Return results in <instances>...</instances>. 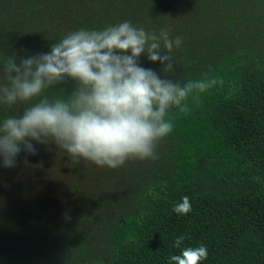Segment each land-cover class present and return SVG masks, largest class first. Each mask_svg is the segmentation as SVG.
<instances>
[{"label": "rangeland", "instance_id": "rangeland-1", "mask_svg": "<svg viewBox=\"0 0 264 264\" xmlns=\"http://www.w3.org/2000/svg\"><path fill=\"white\" fill-rule=\"evenodd\" d=\"M93 20L96 31L103 30L102 20L129 21L149 33L167 29L171 39L181 37L170 53L173 72L164 73L146 54L139 58L161 78L175 80L240 49L264 62V0H0V60L46 53L71 32L94 30L87 23ZM54 87L43 95L67 98L74 85ZM27 106L0 107V120ZM32 143L35 155L22 150L13 168L0 163V264H64L102 255L105 229L128 208L130 188L158 166L157 148L156 159L110 169L76 162L54 143Z\"/></svg>", "mask_w": 264, "mask_h": 264}, {"label": "trees", "instance_id": "trees-1", "mask_svg": "<svg viewBox=\"0 0 264 264\" xmlns=\"http://www.w3.org/2000/svg\"><path fill=\"white\" fill-rule=\"evenodd\" d=\"M214 77L222 83L190 97L187 113L170 110L158 166L130 188L128 208L104 231L103 254L64 264H172V255L201 244L208 257L200 264H264V62L240 49L174 81ZM184 196L191 211L178 214Z\"/></svg>", "mask_w": 264, "mask_h": 264}, {"label": "clouds", "instance_id": "clouds-1", "mask_svg": "<svg viewBox=\"0 0 264 264\" xmlns=\"http://www.w3.org/2000/svg\"><path fill=\"white\" fill-rule=\"evenodd\" d=\"M182 38H170L167 29L146 32L129 21L103 30L80 29L53 43L46 53L0 60V107L28 105L18 116L0 120V163L13 168L23 150L35 155L38 144H52L72 160L117 169L132 159H156L158 143L173 131L172 108L189 111L197 99L221 82L218 77L189 80L183 85L141 67L146 54L159 61L166 74L174 71L170 53ZM167 54L161 55V51ZM74 85L67 98L51 100L44 91L56 85ZM33 101H35L33 103ZM27 163V161H25ZM191 211L187 196L174 207ZM185 237L175 240L181 248ZM206 246L185 247L172 255V264H200Z\"/></svg>", "mask_w": 264, "mask_h": 264}]
</instances>
